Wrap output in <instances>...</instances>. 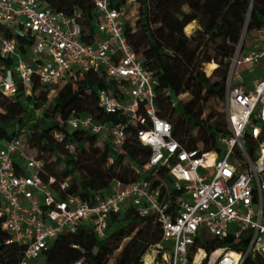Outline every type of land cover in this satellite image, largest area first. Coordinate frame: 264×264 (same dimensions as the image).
Masks as SVG:
<instances>
[{"label": "built area", "instance_id": "built-area-1", "mask_svg": "<svg viewBox=\"0 0 264 264\" xmlns=\"http://www.w3.org/2000/svg\"><path fill=\"white\" fill-rule=\"evenodd\" d=\"M95 7L97 31L85 42L79 12L54 10L43 0H0V54L12 61L0 68V90L13 97L21 87L32 95L37 83L54 94L85 72L104 75L111 87L98 91L99 106L137 126L149 159L145 168L132 166L137 179H114L108 194L88 200L62 196L68 180L55 186L54 176L44 179L43 159L28 147L25 129L0 145V217L10 241L25 247L20 264L42 259L55 238L83 225L103 237L113 214L128 207L141 216L154 214L162 228L143 264H244L249 257L264 264V28L245 30L230 58L225 96L230 134L219 137L220 149L204 150L176 138L171 121L160 115L154 71L125 35L128 6L95 0ZM58 120L64 127L54 135L73 155L77 145L67 138L77 130L97 134L100 143L119 152L128 136L127 123L92 115ZM229 235L244 240L243 247L208 252L202 245Z\"/></svg>", "mask_w": 264, "mask_h": 264}, {"label": "trees", "instance_id": "trees-1", "mask_svg": "<svg viewBox=\"0 0 264 264\" xmlns=\"http://www.w3.org/2000/svg\"><path fill=\"white\" fill-rule=\"evenodd\" d=\"M54 10L80 13L85 42L97 31L99 14L95 0H43ZM116 7L138 5L134 23L125 19V35L147 68L157 79L155 102L160 115L171 121L173 135L190 148L220 149L218 139L229 135L227 112L209 110L212 100H224L229 61L243 32L264 28V0H110ZM128 13V9H127ZM194 21L199 28H186ZM21 51L24 38L18 37ZM217 64L208 74L206 65ZM12 61L0 54V68ZM109 80L94 72H85L57 88L49 98V88L32 84L33 94L19 88L13 97L0 90V145L27 131V145L43 159V177L56 178L55 186L68 180L61 195L79 194L91 200L96 194L111 191L114 179L130 182L137 177L133 165L145 168L150 149L136 137L137 126L128 124L124 115L106 113L98 104V91L111 87ZM39 90V93L35 92ZM37 111L40 112L37 114ZM92 115L101 121L127 123V139L122 152L109 142L100 143L97 134L77 130L68 140L77 145L71 154L66 142H60L54 130L63 129L58 117ZM67 140V141H68ZM114 161L108 163L109 158ZM167 178L166 170H161ZM157 182H155L156 184ZM162 228L154 214L141 216L134 207L113 214L103 237L89 226L61 234L42 253L44 264H143V256L161 240ZM0 217V264H20L25 247L10 241ZM244 240L232 235L210 237L202 242L208 252L218 247L240 249ZM113 258V260H112ZM244 264H263L249 257Z\"/></svg>", "mask_w": 264, "mask_h": 264}, {"label": "rangeland", "instance_id": "rangeland-1", "mask_svg": "<svg viewBox=\"0 0 264 264\" xmlns=\"http://www.w3.org/2000/svg\"><path fill=\"white\" fill-rule=\"evenodd\" d=\"M138 14V5H134V4H131L129 7H128V13H127V19L131 22V23H134L135 20H136V16ZM194 28H199V25H198V22L197 21H194L192 22L187 28L186 30L187 31H192ZM214 63V62H210L206 65V70L207 72L211 73L212 70H214L217 66V64L215 63V68H212L210 69L211 67V64ZM52 94V93H51ZM49 95V98L51 99L53 94L52 95ZM224 110L226 111V101L225 99L224 100H216V99H212L210 100L207 104H206V112H208L209 110ZM40 112L37 111V114H39ZM36 151V150H35ZM113 260V258H112ZM38 263L39 264H42L43 263V260L41 259H37Z\"/></svg>", "mask_w": 264, "mask_h": 264}, {"label": "bare ground", "instance_id": "bare-ground-1", "mask_svg": "<svg viewBox=\"0 0 264 264\" xmlns=\"http://www.w3.org/2000/svg\"><path fill=\"white\" fill-rule=\"evenodd\" d=\"M212 68H215V63H212V64H211L210 69H212ZM201 254H203V251L201 252ZM201 254H199V256H200ZM234 255H235V254H234Z\"/></svg>", "mask_w": 264, "mask_h": 264}, {"label": "crops", "instance_id": "crops-1", "mask_svg": "<svg viewBox=\"0 0 264 264\" xmlns=\"http://www.w3.org/2000/svg\"><path fill=\"white\" fill-rule=\"evenodd\" d=\"M41 260H43V259H41ZM31 264H39V263H38V261H37V260H33ZM42 264H44V261H43V263H42Z\"/></svg>", "mask_w": 264, "mask_h": 264}]
</instances>
